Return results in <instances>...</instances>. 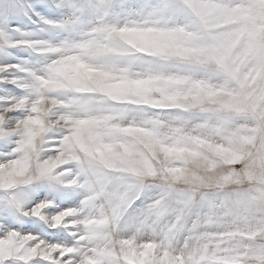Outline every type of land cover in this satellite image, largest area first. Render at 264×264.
Segmentation results:
<instances>
[{"label":"snow or ice","instance_id":"1","mask_svg":"<svg viewBox=\"0 0 264 264\" xmlns=\"http://www.w3.org/2000/svg\"><path fill=\"white\" fill-rule=\"evenodd\" d=\"M49 6L62 18L40 22L79 38L10 45L54 58L30 79L3 78L15 66H0V83L25 93L0 97V137L16 138L17 154L0 163V193L23 217L67 232L72 243L21 234L5 219L0 264H264V0H174L160 9L189 18L185 26L111 23L112 0ZM22 7L0 2L5 27ZM0 38L7 43L4 31ZM201 69L222 83L197 78ZM57 129L56 147H46ZM67 165L82 177L66 185L86 193L79 211L56 210L50 201L22 210L9 192L62 182L65 172L57 170ZM130 209L151 234L121 235ZM162 219L157 231L152 226ZM48 237L60 239L56 231Z\"/></svg>","mask_w":264,"mask_h":264},{"label":"rangeland","instance_id":"2","mask_svg":"<svg viewBox=\"0 0 264 264\" xmlns=\"http://www.w3.org/2000/svg\"><path fill=\"white\" fill-rule=\"evenodd\" d=\"M2 2V0H0ZM96 0H66V4L70 6H88L94 4ZM225 2H235V0H225ZM23 5L19 13L12 17L5 27L3 17H0V31H4L7 37V43L4 38H0V66H15L3 74L6 79H30V74L43 76L47 63L54 57L47 54H40L33 52L26 47H11L10 45L15 41L31 40V41H45L52 45H58L61 42L71 39H78L74 33L65 31H56L48 29L47 26L40 22L39 18L59 22L62 18L61 10L49 6L51 0H19ZM174 0H112L110 8L109 20L111 23L123 25L129 21L141 22L145 19L151 21L166 22L168 25L185 26L190 23L189 18L184 16H175L168 13L161 14L160 9L165 5L171 6ZM31 5V9L28 8ZM73 8L68 7L63 9V12L72 11ZM35 13V14H34ZM144 66H135L136 71H142ZM175 73L176 68L167 69ZM199 79H205L210 83H222V78L211 69H201L195 73ZM25 93L18 87L8 84L0 83V97H20ZM14 117L22 118V113L12 114ZM63 130L57 129L49 133L46 137L50 143L46 145L48 148H55L56 142L60 138ZM16 138L0 137V163L6 162L10 158H17V154L13 149L16 147ZM54 151L42 153L41 158H47V155H54ZM58 172H65L62 182L54 180H40L28 185H18L15 189L9 190L10 194L15 193L21 200L22 210H28L34 207L41 201H50L56 210H64L67 208L80 210L82 201L86 199V193L82 189L66 187L68 181L72 178H78L82 181V177H76L77 169L74 165L63 166ZM148 196H156V190L148 193ZM3 194L0 193V226H3V221L7 219L10 222L11 230L20 232L21 234H31L47 243H66L71 244L72 238L60 229H49L36 217H23L15 207L7 204L3 200ZM143 202L137 201L134 209H138ZM150 202V201H149ZM51 209H46L45 214L51 213ZM142 217L136 211L130 209L128 213L121 219L118 224V231L124 237L138 235L143 237L151 234L149 227L141 226L140 220ZM28 225H39L43 231H33ZM164 225V220L157 222L152 227L159 231ZM139 228L140 231L136 232ZM56 231L60 239L54 240L48 237V233ZM2 235V234H0ZM184 233L180 232L172 241L174 247H181L183 245Z\"/></svg>","mask_w":264,"mask_h":264}]
</instances>
